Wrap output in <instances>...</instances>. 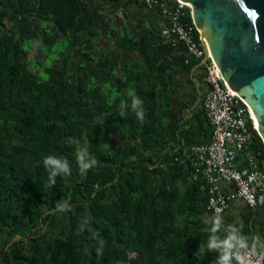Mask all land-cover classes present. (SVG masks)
Instances as JSON below:
<instances>
[{
	"label": "trees",
	"instance_id": "1",
	"mask_svg": "<svg viewBox=\"0 0 264 264\" xmlns=\"http://www.w3.org/2000/svg\"><path fill=\"white\" fill-rule=\"evenodd\" d=\"M96 15L113 41L105 47L87 0H0V264H215V216L216 235L235 230L248 242L251 213L214 214L200 180L181 193L190 165L158 147L172 67L190 71L200 60L185 63L182 49L165 62L161 30L112 27ZM52 46L60 56L44 75ZM136 98L143 122L131 110ZM82 149L97 161L84 175ZM244 149L264 160L256 132ZM48 156L70 167L55 184Z\"/></svg>",
	"mask_w": 264,
	"mask_h": 264
},
{
	"label": "built area",
	"instance_id": "2",
	"mask_svg": "<svg viewBox=\"0 0 264 264\" xmlns=\"http://www.w3.org/2000/svg\"><path fill=\"white\" fill-rule=\"evenodd\" d=\"M140 1L146 10L163 16L165 25L160 31L163 42L181 47L188 55L185 63L191 57L201 60L207 52L201 107L211 128L210 137L206 142L193 144L175 159L189 163L193 178L201 181L200 188L207 196L206 208L214 214L224 213L237 199L251 209L264 207V160L259 159V153L247 152L239 162L240 154L257 133L256 124L245 101L224 87L201 31L192 19L185 21L188 4L179 0ZM247 243L248 248L240 250L244 264H264V250L258 247L259 235L252 232ZM233 263L239 264L235 259Z\"/></svg>",
	"mask_w": 264,
	"mask_h": 264
},
{
	"label": "water",
	"instance_id": "3",
	"mask_svg": "<svg viewBox=\"0 0 264 264\" xmlns=\"http://www.w3.org/2000/svg\"><path fill=\"white\" fill-rule=\"evenodd\" d=\"M182 1L188 3L224 87L245 101L264 143V0ZM206 60L207 52L197 68ZM196 82L194 104H199L202 93Z\"/></svg>",
	"mask_w": 264,
	"mask_h": 264
},
{
	"label": "crops",
	"instance_id": "4",
	"mask_svg": "<svg viewBox=\"0 0 264 264\" xmlns=\"http://www.w3.org/2000/svg\"><path fill=\"white\" fill-rule=\"evenodd\" d=\"M87 2L96 16L97 27L98 23L104 25V40L98 41L101 32H98L95 37L102 47L110 45L113 41L106 38V34L108 35L109 32L107 29L108 25L101 23L96 14L100 15L112 27L122 28L129 25L128 22H131L140 29V32H145L148 35L153 34L154 28L161 30L165 25L163 16L156 11L146 10L140 0H87ZM159 48L163 52L165 62L170 60L171 56L178 55L182 51L181 47L176 48L166 45L163 39L159 43ZM172 68H174L176 73H171L168 83L170 113L162 120L165 130L158 147H164L168 150L173 148L179 152L178 156L182 157L193 144L208 141L211 128L204 117L201 102L194 104L195 100H193L197 83L196 79L200 85L202 84V78L197 73V68H194L193 71H186L181 69V67L178 68V66ZM163 101H165V98ZM113 130L112 135L115 137V143L122 141L116 127ZM246 154L247 150L244 149L239 156L240 163ZM138 169L143 172L146 171L147 167L139 165ZM185 169L184 180L179 184L180 191L183 194L187 193V187L195 181L191 170L188 167ZM226 187L229 188L228 186ZM248 212L251 213L249 221L251 230L259 235L258 247L264 250V207L251 209L242 200L237 199L224 214L226 217L231 216L238 219L242 214ZM208 218V213H205L204 219Z\"/></svg>",
	"mask_w": 264,
	"mask_h": 264
},
{
	"label": "clouds",
	"instance_id": "5",
	"mask_svg": "<svg viewBox=\"0 0 264 264\" xmlns=\"http://www.w3.org/2000/svg\"><path fill=\"white\" fill-rule=\"evenodd\" d=\"M121 113H124L125 103L120 104ZM128 107V106H127ZM131 110L135 113L138 120L143 122L145 120V109L143 108V102L136 98L133 99L131 104ZM87 149H82L78 153V165L79 170L82 175L86 174L89 169L94 167L97 163L94 157L90 155L86 158ZM45 169L49 173V179L52 184H55V179L58 175H69L70 167L67 160H62L54 156H48L44 159ZM66 207V205L64 206ZM214 225L211 229L213 235L207 242V251L219 250L221 255L217 258L215 264H232L233 259L239 262V264H244V258L240 255V250L247 249L248 243L246 239L242 236H238L236 231L233 230L231 234L224 238L216 235L219 232V226L221 219L219 216H215ZM255 245H253V250H255ZM100 250L98 249V252Z\"/></svg>",
	"mask_w": 264,
	"mask_h": 264
},
{
	"label": "rangeland",
	"instance_id": "6",
	"mask_svg": "<svg viewBox=\"0 0 264 264\" xmlns=\"http://www.w3.org/2000/svg\"><path fill=\"white\" fill-rule=\"evenodd\" d=\"M155 29H157V28H155ZM98 30H99V32H101L99 37H98V41H103L104 40V37H103L104 25L98 23ZM157 30H159V29H157ZM56 48L54 46H52L51 48L46 49V51L44 53L45 61L43 63V67H41V72H43L44 75H47V74H45V71H43V70L46 68H51L54 59H56L60 56V53L57 51L58 49H56Z\"/></svg>",
	"mask_w": 264,
	"mask_h": 264
},
{
	"label": "flooded vegetation",
	"instance_id": "7",
	"mask_svg": "<svg viewBox=\"0 0 264 264\" xmlns=\"http://www.w3.org/2000/svg\"><path fill=\"white\" fill-rule=\"evenodd\" d=\"M197 73L199 74L200 78L203 77V65H202L200 68H197ZM200 80H201V79H200ZM201 83H202V84H201L199 87H202V91H201V93H203V92H204L203 90H205L206 85H205V83L203 82V80H202Z\"/></svg>",
	"mask_w": 264,
	"mask_h": 264
},
{
	"label": "bare ground",
	"instance_id": "8",
	"mask_svg": "<svg viewBox=\"0 0 264 264\" xmlns=\"http://www.w3.org/2000/svg\"><path fill=\"white\" fill-rule=\"evenodd\" d=\"M179 1L183 2L182 0H179ZM183 3H185V2H183ZM186 4H188V3H186Z\"/></svg>",
	"mask_w": 264,
	"mask_h": 264
}]
</instances>
